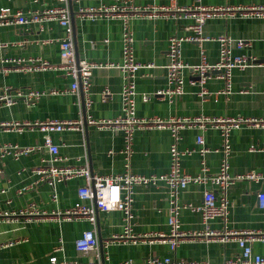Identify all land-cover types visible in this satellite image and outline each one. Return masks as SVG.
I'll return each instance as SVG.
<instances>
[{
    "label": "crops",
    "instance_id": "0c3cea01",
    "mask_svg": "<svg viewBox=\"0 0 264 264\" xmlns=\"http://www.w3.org/2000/svg\"><path fill=\"white\" fill-rule=\"evenodd\" d=\"M39 3V4H37ZM75 18V54L78 60L96 63H121L123 57V21L119 18H98L92 20L80 16L86 8L102 6H133L153 8L171 4L192 7L264 6V0H72ZM56 0H0V10L28 12L33 8L57 7ZM71 15V11H70ZM192 20L179 16L167 18H136L132 25L136 38V57L139 62L153 63L151 69L142 70L136 80L137 113L141 118H263L264 117V67L254 65L245 70H234L232 93L223 94L225 83L212 79L206 89L218 94L203 99L200 97L199 78L187 69L185 71V94L173 102L155 97L159 90L168 87L166 65L168 64V41L172 36L193 35L189 29ZM204 35L210 38L230 36L234 40H244L250 46L238 49L234 54L264 58V19L247 18L240 14L215 17L204 27ZM64 30L57 22L39 26L0 27V89L33 90L42 95L34 101L16 100L8 106L0 104V123L37 121H82L79 131H65L52 134L59 147L63 164L88 166L92 173L101 176H117L125 171L123 133L112 129H100L88 124L84 127V112L95 121L118 118L122 113L121 90L123 75L120 70L96 69L91 79L90 91L79 94L69 93L73 80L62 73L18 72L5 73L2 69L5 58H43L52 64L61 63L59 40L64 38ZM74 37V34H73ZM46 41H50L47 43ZM2 45H6L2 47ZM208 61L216 64L220 58L217 41L204 44ZM183 60L189 66L201 62L200 47L197 43H186L182 50ZM109 89L113 96L103 102L101 93ZM51 91H59L53 95ZM153 96L149 102L143 96ZM91 98L92 107L87 110L84 102ZM203 135L205 145L211 149L205 158L195 153L183 160V169L190 175L200 174L202 162H206L210 174H217L223 160L221 152L222 136L219 130L208 128H185L179 143L181 150H198L197 138ZM44 133L37 127L23 131L0 129V148L5 144L21 147H35L43 143ZM173 137L169 130H139L135 133L132 170L136 174L151 176L164 175L170 170V148ZM232 154L230 174L232 177L251 171L264 174V129L242 126L232 132ZM113 152V154H110ZM49 154L40 151L19 159L3 155L0 151V264H49V258L56 247L60 260L88 262L92 257L80 254L75 242L92 228L84 220L52 218L55 214L73 208L78 202V189L85 185L83 178L58 184L55 191L47 184H37L38 177L27 170L42 165ZM65 162V163H64ZM204 187L190 185L179 197L181 206H201ZM218 191V190H217ZM264 191V183L249 181L236 182L227 192L230 214L227 222L220 219L211 222L216 230L227 228L235 231L264 230V210L257 202V194ZM170 192L165 184L157 187L139 186L135 188L132 205V228L136 236L163 233L168 235L170 212ZM30 206L42 213L43 217L23 215ZM55 217V216H54ZM181 226L185 232L201 231L202 216L190 210L181 211ZM124 214L118 211L101 213L97 222V237L103 243L99 248L106 264H121L132 260L141 263L151 257L171 258L175 261H200L212 264L222 263L241 253L238 243L187 241L174 252L167 244L148 241L139 244L114 242L113 238L125 230ZM255 254L264 257V244H253Z\"/></svg>",
    "mask_w": 264,
    "mask_h": 264
},
{
    "label": "built area",
    "instance_id": "2783aa9c",
    "mask_svg": "<svg viewBox=\"0 0 264 264\" xmlns=\"http://www.w3.org/2000/svg\"><path fill=\"white\" fill-rule=\"evenodd\" d=\"M60 5L57 7L33 8L28 12L12 11L4 8L0 10V27L18 26L29 27L37 25L43 29L48 22H57L64 30V38L59 40V52L61 63L52 64L43 58L2 60L3 71L5 73L18 72H46L53 71L62 73L65 77L72 78L73 84L68 90L69 93L79 94L80 91L89 92L91 79L96 69L113 68L121 71L123 75V86L121 90L122 113L118 118L111 120L95 121L91 116H87V122L96 125L100 129H112L123 133L124 148L121 154L124 156L125 171L117 176H101L91 172L88 166H73L63 164L59 147L54 143L52 134L65 131H79L83 125L82 121H58L47 120L37 121L34 124L28 122H2L0 129L6 131L19 130L34 125L44 133L43 143L35 147H21L17 144H5L0 148L2 154L13 156L19 159L23 156L44 151L49 154V159L42 160V165L32 170H27L39 179L37 184H47L55 191L53 199H56V188L58 184L67 183L77 178H83L85 185L78 189V202L76 205L62 213L51 216L52 218H64L69 220L84 219L88 221L92 228L85 231L76 240V250L83 255L92 257L88 262H76L60 260L58 253L63 251L62 246L54 249L53 255L49 258V264H106V258L102 259L99 253V240L97 237L98 216L101 213L112 211L122 212L126 224L124 233L113 238L114 242L124 244H139L146 242L150 237L155 241L167 244L174 252L181 244L187 241L220 242L227 244L236 242L241 248V253L233 258H229L218 264H264V257L255 254L253 244H264V230L235 231L224 228L216 230L211 227V222L217 219L227 222L230 214L228 189L236 182L249 181L264 183V174L254 171L232 177L230 174V156L232 154L231 135L236 129L242 126L250 128L264 129L263 118H170L162 119L141 118L137 113V84L139 73L145 69L154 67L153 63H142L136 57V38L132 22L136 18H167L169 16H179L192 20L189 29L193 35L188 37L172 36L168 41V64L166 65V79L168 87L159 90L155 97L173 102L185 94V71L190 69L199 78L201 86L200 97L208 99L218 94H213L206 89L209 80L216 79L225 83L223 94L232 93V80L234 70H245L251 66L258 65L264 67V58L259 59L254 56L234 54V45L238 49L250 46L244 40H234L230 36L210 38L204 35L206 23L215 17L233 16L240 14L247 18L264 19V6H228V7H206L196 5L183 7L171 4L170 6H154L153 8H140L133 6H102L96 8H86L81 10L80 16L97 20L98 18H119L123 21V57L121 63H96L85 60H78L75 54V41L73 37V27L69 8V0H56ZM39 4V3H37ZM217 41L220 45V58L216 64L208 61L204 44L206 42ZM49 43L50 41H46ZM186 43H197L200 47L201 62L195 66L185 63L182 56L183 45ZM6 45H2L5 47ZM53 95L60 94L59 91H51ZM42 95L41 92L33 90L13 89L5 87L0 89V104L11 106L16 100L25 99L34 101ZM112 92L107 88L101 93L103 102H108L112 98ZM153 96L145 94L144 102H149ZM91 98L84 102L87 110L92 107ZM185 128H199L206 130L214 128L220 131L222 136L221 152L223 160L217 174H210L206 162H202L200 174L194 176L186 173L183 169V160L195 153H199L205 158L211 149L205 145V138L200 135L197 138L198 150H181L179 143L182 140V131ZM169 130L173 137L170 148V170L164 175L145 176L136 174L132 170L131 160L134 154L135 133L139 130ZM113 154V152H110ZM65 163V162H64ZM1 173V171H0ZM165 184L170 192V212L168 218L169 234L139 235L133 232L132 205L134 201L135 188L139 186L157 187ZM190 185L204 187L203 203L201 206H181L179 202L180 194ZM218 190V191H217ZM257 202L264 210V191L257 194ZM190 210L198 212L202 216L203 229L201 231L185 232L181 226V211ZM23 215L43 217L42 213L33 206H30ZM121 264H212L200 261H175L171 258L151 257L141 263L132 260Z\"/></svg>",
    "mask_w": 264,
    "mask_h": 264
},
{
    "label": "water",
    "instance_id": "95a60500",
    "mask_svg": "<svg viewBox=\"0 0 264 264\" xmlns=\"http://www.w3.org/2000/svg\"><path fill=\"white\" fill-rule=\"evenodd\" d=\"M70 3H72V0H70ZM70 11H71V23H72V27H73V34H74V41H76V33H75V18H74V12H73V8H72V4H71V7H70ZM84 107V105H83ZM84 116V127L86 129V132H87V129H88V124H87V121H86V112H84L83 114ZM103 243L102 239L100 238V246L101 244Z\"/></svg>",
    "mask_w": 264,
    "mask_h": 264
}]
</instances>
